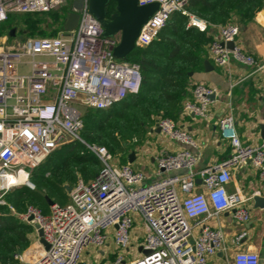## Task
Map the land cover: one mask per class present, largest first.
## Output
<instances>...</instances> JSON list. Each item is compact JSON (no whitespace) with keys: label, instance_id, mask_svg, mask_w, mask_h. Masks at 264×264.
I'll return each instance as SVG.
<instances>
[{"label":"built area","instance_id":"2783aa9c","mask_svg":"<svg viewBox=\"0 0 264 264\" xmlns=\"http://www.w3.org/2000/svg\"><path fill=\"white\" fill-rule=\"evenodd\" d=\"M73 2L0 0V23L10 14L48 13L65 6L70 7L68 17ZM154 2L159 8L142 26L137 46L151 44L172 14L179 12L188 16L189 26L207 33L218 30L209 44L216 65H258L253 54L236 44L241 30L236 20L210 24L188 11L190 0H138L139 5ZM66 32L12 44H7V36L0 37V206H7L37 231L43 230L49 248L42 242L34 244L30 264H91L82 259L83 251L104 245L109 236L120 252L108 264H126L135 214L142 218L144 239L141 256L128 264H264L258 252L240 248L248 230L228 241L222 227L208 223L226 211L237 222L247 223L251 219L247 203L264 195L261 189L247 195L239 188H229L233 170L247 163L264 182V134L259 145L244 144L232 116L220 120L221 138L229 142L232 152L199 172L203 189H196L199 156L193 149L199 147L197 139L175 120L158 115L154 123L160 133L183 147L159 152L155 181L149 182L147 173L131 163L121 168L112 165L113 154L94 145L91 149L99 156L102 170L89 181L79 179L67 203L55 202L44 213L35 205L19 212L7 201V194L15 189L36 188L31 180L33 170L69 137L81 140L84 110L109 108L141 89L140 66L114 55L121 33L105 36L101 21L89 10V0L83 1L76 29L71 35ZM229 42L235 46L230 48ZM24 65L30 72L21 71ZM218 91L214 85L194 84L193 98L184 103V113L208 117ZM232 247L237 249L231 254ZM15 258L22 260L23 255L17 252Z\"/></svg>","mask_w":264,"mask_h":264},{"label":"trees","instance_id":"16d2710c","mask_svg":"<svg viewBox=\"0 0 264 264\" xmlns=\"http://www.w3.org/2000/svg\"><path fill=\"white\" fill-rule=\"evenodd\" d=\"M262 6L264 0H190L187 9L210 24H225L231 20L240 24L251 20ZM108 9L110 17L116 11V3L111 2ZM44 15L59 23L54 34L65 30L67 13L63 10L14 13L0 23V37L12 39L8 30L14 27L23 39L29 36L27 31L30 35L38 31L46 35L41 29ZM211 41L212 36L207 32L189 26L188 16L179 12L172 14L151 44L136 46L125 58L140 66L139 93L130 94L106 109H88L84 114L81 140L73 139L61 145L33 170L31 180L36 188L15 189L7 194V201L19 212L28 205H35L44 213L49 212L46 196L51 199L61 196L60 204L67 203L69 195L61 192L65 184L72 187L79 179L89 181L102 170L99 156L91 149L94 145L121 154L126 163L156 116L175 120L179 115L189 88L193 87L190 73L203 64ZM32 231L33 227L11 214L7 206H0V264L17 263L15 254L29 246Z\"/></svg>","mask_w":264,"mask_h":264},{"label":"crops","instance_id":"0c3cea01","mask_svg":"<svg viewBox=\"0 0 264 264\" xmlns=\"http://www.w3.org/2000/svg\"><path fill=\"white\" fill-rule=\"evenodd\" d=\"M259 14V10L262 9ZM259 14V15H258ZM240 33L236 38V44L250 54H253L258 65L247 66L233 62L228 66L215 64L207 46V55L203 64L191 75L192 86L196 83H206L218 88V93L213 97V103L208 117L202 118L194 114H186L182 110L175 121L193 133L199 147L193 151L199 156V162L195 167L197 172L196 189L204 188L199 172L224 160L232 148L228 141L221 138L220 120L226 116H232L234 127L244 144L259 145L264 134V6L260 7L253 18L246 23H240ZM218 30L212 28L209 35L212 39L218 35ZM209 62V66L206 62ZM193 87L189 88L188 95L183 102L193 98ZM153 122L147 130L142 142L134 147L135 152L132 166L146 169L152 182L158 179L155 174L156 157L164 148L170 152L182 149V145L166 139ZM131 152V153H132ZM130 153V154H131ZM130 156V155H129ZM184 173V172H181ZM231 190L239 188L247 195L253 194L257 189L264 192V182L261 180L259 171L250 163L243 164L233 170V181L229 184ZM69 192V191H68ZM69 195V194H68ZM181 195H184L181 192ZM251 210V219L247 223L237 222L232 212H223L218 218L211 219L208 223L213 227H222L227 240L246 229L248 237L240 247L244 250H253L260 255L264 254V208H257L251 200L247 203ZM28 224V223H26ZM30 225V224H28ZM32 226V225H30ZM29 234V246L21 250L23 259L17 260L16 264H30L34 244L41 242L38 231L34 226ZM237 248H231V254ZM120 252L114 242L113 236H109L107 242L99 247L91 246L82 253V259L91 264H108L113 261ZM18 253H20L18 251Z\"/></svg>","mask_w":264,"mask_h":264},{"label":"water","instance_id":"95a60500","mask_svg":"<svg viewBox=\"0 0 264 264\" xmlns=\"http://www.w3.org/2000/svg\"><path fill=\"white\" fill-rule=\"evenodd\" d=\"M84 0H74L72 12L69 14L66 20L65 30L69 29L65 35H71L76 29L79 21V10L82 8ZM111 2L116 3V12L110 17L109 5ZM159 8L157 2L139 5L138 0H89L90 12L101 21L104 27L105 36H113L114 34L121 33L120 43L113 48L114 55L117 58L125 59L137 46L136 41L140 35L142 26L148 21V19ZM16 28H12L9 31L10 36H15ZM230 48L235 46V42H229L227 44ZM209 66V62H206ZM191 75L193 72L190 73ZM214 97V96H213ZM159 129V128H158ZM160 130V129H159ZM135 159V152H132L129 156V161L133 162ZM67 190H71V186H67ZM49 205L55 203L53 199L46 196ZM254 205L257 208H264V195L254 197ZM38 235L41 242L48 249L49 244L43 237V230L38 229ZM142 250V247H140ZM21 253L22 251L19 250ZM146 254L150 251H144ZM262 256V255H261Z\"/></svg>","mask_w":264,"mask_h":264},{"label":"rangeland","instance_id":"374dc122","mask_svg":"<svg viewBox=\"0 0 264 264\" xmlns=\"http://www.w3.org/2000/svg\"><path fill=\"white\" fill-rule=\"evenodd\" d=\"M70 10V7L68 6H65L63 7V11H65L66 13L69 12ZM58 27H59V23L58 22H55L54 19H52L49 15H44V22L42 23V30H44L46 32V35H42L39 31L36 32L34 35H30V31H27L28 32V35L27 38L29 37H52V36H58L60 35L63 31H59L57 34H54V32L56 30H58ZM16 28V27H14ZM11 30V29H10ZM8 30V32L10 31ZM65 31H69V29L65 30ZM15 36H11L12 39H9L7 37L6 39V42L7 44H12L16 41H18L19 39H23V35L20 34L18 31H17V28H16V32H15ZM26 39V38H25ZM21 71L24 72V73H28L30 72L28 66H23L21 68ZM88 110V109H87ZM87 110H84V114L87 112ZM74 138H68V142H70L71 140H73ZM113 154V153H112ZM113 160L111 161V164L116 166V167H122L125 163V158L121 155V154H113ZM140 160H138L137 164L134 163L135 165H138L140 162ZM135 165H133L134 168L136 169H140V170H143L146 172V169L141 165L140 168H137L135 167ZM51 179V178H50ZM68 184H65L64 187L62 188L61 192L62 193H66L67 195L69 194L66 186ZM131 187V186H130ZM53 200L60 203L63 201V199L61 198V196H53ZM50 207V205H49ZM135 219H134V225H133V228L131 229V232H130V236H131V247H130V251H129V255L127 256V263L128 264V261L132 258H136V257H139L141 256V251L139 250V247H140V242L143 241L144 239V226H143V221H142V218L139 216V215H134ZM262 257H264V254H262Z\"/></svg>","mask_w":264,"mask_h":264},{"label":"bare ground","instance_id":"6f19581e","mask_svg":"<svg viewBox=\"0 0 264 264\" xmlns=\"http://www.w3.org/2000/svg\"><path fill=\"white\" fill-rule=\"evenodd\" d=\"M21 180H23V177L21 178Z\"/></svg>","mask_w":264,"mask_h":264},{"label":"flooded vegetation","instance_id":"af4514ba","mask_svg":"<svg viewBox=\"0 0 264 264\" xmlns=\"http://www.w3.org/2000/svg\"><path fill=\"white\" fill-rule=\"evenodd\" d=\"M115 12H116V11H115ZM115 12H114V13H115Z\"/></svg>","mask_w":264,"mask_h":264}]
</instances>
